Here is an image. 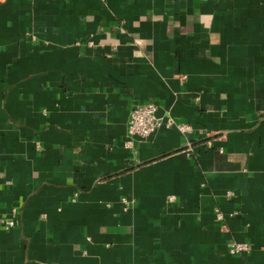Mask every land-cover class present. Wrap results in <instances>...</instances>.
<instances>
[{
  "label": "crops",
  "instance_id": "crops-1",
  "mask_svg": "<svg viewBox=\"0 0 264 264\" xmlns=\"http://www.w3.org/2000/svg\"><path fill=\"white\" fill-rule=\"evenodd\" d=\"M0 264H264V0H0Z\"/></svg>",
  "mask_w": 264,
  "mask_h": 264
},
{
  "label": "built area",
  "instance_id": "built-area-1",
  "mask_svg": "<svg viewBox=\"0 0 264 264\" xmlns=\"http://www.w3.org/2000/svg\"><path fill=\"white\" fill-rule=\"evenodd\" d=\"M157 105L154 102H148L135 106L130 113V119L128 124V136L129 144H132L135 140H146L150 138L157 130L165 128L175 127L183 134H188L192 131V127L189 124L178 123L171 117L161 118L157 116ZM231 196V193H227ZM171 201H174L171 198ZM219 219H223L222 215H218ZM6 228H11L15 225L13 220L9 222L2 221ZM250 248L246 243H233L229 247V253L231 255H241L249 253Z\"/></svg>",
  "mask_w": 264,
  "mask_h": 264
}]
</instances>
